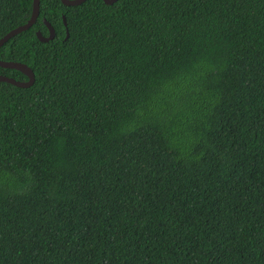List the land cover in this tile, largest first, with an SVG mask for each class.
<instances>
[{
  "label": "trees",
  "instance_id": "1",
  "mask_svg": "<svg viewBox=\"0 0 264 264\" xmlns=\"http://www.w3.org/2000/svg\"><path fill=\"white\" fill-rule=\"evenodd\" d=\"M0 60L34 74L0 82V264H264V0H40Z\"/></svg>",
  "mask_w": 264,
  "mask_h": 264
},
{
  "label": "water",
  "instance_id": "2",
  "mask_svg": "<svg viewBox=\"0 0 264 264\" xmlns=\"http://www.w3.org/2000/svg\"><path fill=\"white\" fill-rule=\"evenodd\" d=\"M86 0H60V2L64 5V6H77L82 4L83 2H85ZM105 4H112L113 2H115L116 0H102ZM39 2L40 0H33L32 1V11H31V16L30 18L27 20V22L21 26H18L17 28L11 30L10 32H8L5 36H3L0 39V47L6 43L10 38H12L13 36L17 35L20 32H23L27 29H29L36 21L38 15H39ZM44 25L47 28L48 31V36L44 37L41 35V33L39 31L36 32V37L38 38L39 41L41 42H47L51 39H53L54 37V30L51 27V25L46 22L43 21ZM63 23L65 25V20L63 18ZM0 67L1 68H8V69H15L18 70L20 72H22L26 77L27 80L26 81H16L13 78H8L6 76H2L0 75V82H6L9 83L11 85H14L18 88H28L30 87L33 82H34V74L31 71V69L21 63L18 62H7V61H2L0 60Z\"/></svg>",
  "mask_w": 264,
  "mask_h": 264
}]
</instances>
